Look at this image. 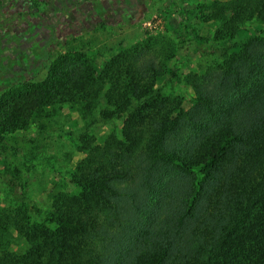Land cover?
I'll use <instances>...</instances> for the list:
<instances>
[{
    "label": "trees",
    "instance_id": "16d2710c",
    "mask_svg": "<svg viewBox=\"0 0 264 264\" xmlns=\"http://www.w3.org/2000/svg\"><path fill=\"white\" fill-rule=\"evenodd\" d=\"M169 3L174 40L53 56L41 38L32 68L0 85V264H264V0ZM189 46L212 58L183 73ZM64 109L80 124L67 133ZM31 128L82 157L63 170L27 147ZM41 168L57 181L45 215L27 189Z\"/></svg>",
    "mask_w": 264,
    "mask_h": 264
},
{
    "label": "rangeland",
    "instance_id": "374dc122",
    "mask_svg": "<svg viewBox=\"0 0 264 264\" xmlns=\"http://www.w3.org/2000/svg\"><path fill=\"white\" fill-rule=\"evenodd\" d=\"M37 1L40 2V9L37 8L34 0H0V31L36 28L41 38L47 43V50L53 56L68 50L84 51L83 45L87 43L94 48L114 45L120 41L123 45H128L138 42L146 33L150 37L165 35L166 38L173 40L175 38L174 34L165 28L172 16L173 8L169 6V0ZM204 1L206 0H192V3L185 8L192 10L197 3ZM168 11L170 14L167 16ZM189 16L192 17V15ZM197 28L200 35L208 33H206V25H197ZM248 29L247 32H242L237 37V43L253 34V26L249 25ZM202 49L205 48L202 46L185 47L173 60L179 61L181 71L187 73L194 69V64L199 61L200 54L204 53L206 59L212 58L210 54L207 55V51H202ZM174 91L180 94L185 101L192 96L191 90L185 86L175 87ZM57 120L65 133L74 131L80 125L75 124V121H78L77 115L65 109L60 112ZM98 129L96 134L99 137L109 131L108 125ZM23 138L29 149L36 145H45L53 150L59 161L63 162V170L72 169L76 161L82 157L69 146L72 139L67 134L52 133L50 140L45 142L41 141L31 128L23 133ZM56 143L60 145L56 146ZM56 185L54 173L46 168L39 169L35 178L30 180L27 187L29 196L38 202L43 215L50 206L48 195L56 190Z\"/></svg>",
    "mask_w": 264,
    "mask_h": 264
},
{
    "label": "flooded vegetation",
    "instance_id": "af4514ba",
    "mask_svg": "<svg viewBox=\"0 0 264 264\" xmlns=\"http://www.w3.org/2000/svg\"><path fill=\"white\" fill-rule=\"evenodd\" d=\"M33 28L0 31V85L20 80L37 61V48L42 47L40 33ZM39 32L38 29H35ZM35 34V35H34Z\"/></svg>",
    "mask_w": 264,
    "mask_h": 264
}]
</instances>
